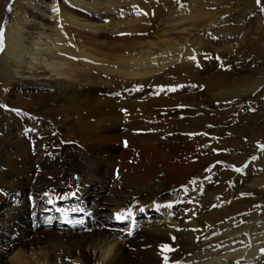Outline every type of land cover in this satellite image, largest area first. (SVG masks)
Returning <instances> with one entry per match:
<instances>
[{
    "label": "bare ground",
    "instance_id": "obj_1",
    "mask_svg": "<svg viewBox=\"0 0 264 264\" xmlns=\"http://www.w3.org/2000/svg\"><path fill=\"white\" fill-rule=\"evenodd\" d=\"M153 1L155 0H141L142 6H139L143 9L146 2ZM178 1L165 0L166 5L156 11L153 6L148 8L147 13L150 18L128 16L134 13V0H65L70 4V9L61 6L60 3H43L44 0L14 1L10 17L5 18L8 21L5 28L6 50L0 55V82L6 88L19 83L27 84L31 88L39 87V90L48 89L56 92L55 95H39L36 101L30 103L33 104L31 107L34 110L30 113L35 116L45 113L44 117L61 129L49 131L50 137L66 131L74 142L73 148L66 151L63 161L42 163L45 169L40 165L39 170L30 168V174L28 173L30 177L27 181L32 185L29 187L26 185V189L29 188L30 191L40 194L48 192L53 196L62 195L70 189L79 190L78 195L62 203L63 209L71 206H74L75 210L79 209L84 206V202H90L87 186L99 180H103L105 184L107 179H100L103 172L110 174V167L122 165L121 157L113 153L112 134L121 126L140 127L139 123L143 121L149 119L153 121L152 110L155 108L169 103L171 107L175 105L172 101L157 99L136 103L119 102L118 98H108V96L96 99L89 96L97 92L108 94L116 91L120 95L132 94L133 91H137L138 86L143 85L138 83L139 81L165 75L172 67L178 66L177 70L186 69L182 67L194 63L187 57L190 55L199 57L204 46L201 34L206 35L227 23L221 18L222 16H216L220 15L219 10L216 13H208L205 7L213 4L220 9L223 2L222 0H180V6L188 7L177 10L180 7ZM243 1L247 6L250 4L255 6L254 0ZM152 13H155L154 18H151ZM3 19L0 17V27ZM205 24L207 25L203 33H194L198 27H204ZM153 30L154 32H151ZM117 33L129 34L125 43L116 44L111 41ZM195 49L198 50L197 53H194ZM72 56L83 59L72 60L69 58ZM259 76L255 77L246 88L235 87L231 93L218 91L219 87L208 90L209 97L212 100L216 98L214 101L221 103L236 97L244 99L246 95H252L253 91H257L260 87L264 88V78ZM127 89L132 91H126ZM148 90L151 89L145 87L143 94L148 95ZM261 94L264 96V92ZM7 103L11 109L21 108L29 112L27 107L17 105L18 102L13 98ZM259 107L261 110L255 119L252 122L250 119L247 120L246 124L249 127L258 124L260 116L264 115V104ZM227 108H222L225 110L217 114L224 121L222 137L228 139H224L221 142L222 147L216 149L227 150L229 161H236V165L240 166L247 161V159L242 161V157L248 154L242 145L245 136L244 133L237 136L240 120L237 122V127L231 128L230 125L235 123L237 110ZM106 109L109 111L105 112ZM122 109L127 111L122 112ZM84 111H86L85 115H83ZM125 113L130 115L129 119L123 117ZM176 114L170 111L168 116L171 117L166 119L171 129L169 134L173 135L169 139L171 147L168 152H172L180 163L172 165L163 160L166 159L165 153L157 150V156L150 168L153 176L162 174L169 183L193 179L205 164L198 168L196 166V168H187L189 166L186 163L195 156L204 154L208 162L217 160L214 153L216 150L214 147L217 145L206 138L208 135L194 137L187 135L189 133L216 135L204 127V124L209 123L206 122L207 120L216 116L202 110L197 111L190 118ZM25 123H29L25 116L0 109V133L5 135V138H0V148L6 150L11 149V145L14 146V155H8L9 160L0 156V164L6 161L13 169V164L18 163H14L15 158L19 157L18 154H22L26 145L14 133L11 137L7 134L11 128H22ZM157 123L158 121L154 122ZM176 133L177 136L174 135ZM154 140L157 141L158 137ZM42 145L43 143L39 142L37 151L40 152L39 148ZM159 152L163 154L162 158L158 156ZM28 153L25 149L23 154L26 156ZM259 155L260 153L257 156ZM77 174L79 181L74 182L72 178ZM244 175L243 177L238 175L235 179L231 177L230 172H225L220 176L217 175L219 176L217 180H215L217 176L214 175H211L210 180L205 179L204 176L197 191L190 196L194 201V207H190L189 212L184 211L177 216L179 221L167 220L161 223L162 225L153 229H144L137 235H125L126 231H123L119 235L121 238L116 239L97 236L91 238L93 233L91 237L87 235L90 238L84 237L85 239L81 240L77 239L79 236L71 235V239L68 240L73 242L77 250L71 248L72 245L67 251V257L62 259L48 254L46 257H41L39 264H64L66 260H69L70 264H163L162 256L169 255L159 251L163 243H169L176 249L170 254V258L180 261V264H264V256L261 254V249H264V159L252 162L250 170ZM149 177L147 180H135L134 183L141 182L139 185L144 186L151 181L152 178ZM241 181L243 185H240ZM232 184L233 188L230 189ZM114 186L111 189L113 193L122 191L120 185L115 188L116 191ZM105 189L106 187H102L101 184L97 186L95 196ZM81 195L84 197L83 201ZM221 203H228L229 206H222ZM213 205H216V209H213ZM98 206L102 213L109 210L112 211L110 215L113 216L115 212L128 209L129 203L123 202L116 208L102 203ZM246 211H251L249 212L251 215L241 216ZM31 213L33 215H22L24 224L28 226L34 221H39L37 217L34 218L36 212L31 211ZM98 214L100 217L103 216L101 213ZM193 214H197L198 218L192 219L189 224L185 223L184 220L191 219ZM181 215L183 218L180 220ZM246 221L247 224L243 225ZM205 227H208V230ZM173 236L176 237L174 241L171 240Z\"/></svg>",
    "mask_w": 264,
    "mask_h": 264
},
{
    "label": "rangeland",
    "instance_id": "obj_2",
    "mask_svg": "<svg viewBox=\"0 0 264 264\" xmlns=\"http://www.w3.org/2000/svg\"><path fill=\"white\" fill-rule=\"evenodd\" d=\"M14 1L15 0H0V17L4 18L2 20L1 27H3L4 29L6 28L8 23L7 19L5 18L10 17ZM140 2L141 0H134V13H131L128 16L133 15L137 16L138 18H150L149 15L145 16L142 13L148 12V8H151L152 6L156 11L159 8H162L163 5L165 6L167 3L165 2V0H155L151 3L146 2V6L141 9L140 6H142V4H140ZM178 2L177 3L180 6L181 1L179 0ZM222 2L223 6L220 9H217L213 4H209L207 5V7H205V11H208V13H216L219 10L220 15L217 14L216 16H222L221 18H224L226 20L225 22H227L226 25H224L222 28L210 31V33H207L208 35H205L203 33V30L204 28H206L207 24H205L204 27H198V30L194 32L197 34L203 33L201 34V36L203 37L204 46H206H203L202 50L200 51L197 62L188 63L182 67L186 69L177 70L178 66L172 67V69L167 71V74L165 75L156 76L154 77V79L149 78L139 81L138 83L143 84V86L145 85L143 89L139 92L133 91L132 94L125 93L127 94L126 96L125 94L116 95V93H118L117 91L108 94L97 92L93 96H89L95 99L105 98L106 96H108V98H118L119 102L131 101L136 103H141L148 99H157L160 101L166 100L167 102L172 101V103L175 105H172L171 107L169 103L165 106L155 108L152 110L154 119L153 121L150 119L143 121L144 123H139L140 127H133V125L131 127L121 126L119 129H117L116 133L112 134L113 139H111V144L114 148L113 153L121 157L122 165L120 167L113 165L109 169L110 174H106L105 172H103L104 174H102L101 177L99 176L100 179H107V182L105 184L103 183V180H99L87 186V193L89 194L90 202H84V206H81L79 208V210L81 211H75L74 206L68 208L65 207L64 209L62 208L64 207L62 203L71 199L73 195H68L64 199H55L56 196L52 195L53 203L49 204V197H45V195L40 194V192H32L29 190V188H25L26 185H28V187L32 185L27 181V179H29L30 177V168L39 170L40 165L43 167V169H45L42 163L58 161L61 162L63 161L64 156L66 155V151H68L69 148H73L74 146V142L68 136V133H66V131H62V134L57 133L54 134L55 136L50 137L51 133L49 131L52 132L61 129H58V127L52 121L44 117L45 113H41L37 116H35L33 113H30L34 112L31 107L33 106V104L30 105V103L36 101V99L39 98V95H55L56 92H52L48 89L39 90V87L31 88L28 87L27 84L19 83H14L10 87L6 88L5 86H3L2 82H0V105H8V100L10 98H13L18 102L17 105H23L29 110L28 112L20 108L18 110H21V113H19L2 109L3 111H6L8 113L25 116L28 119L29 123H25L22 128L13 127L9 130L7 134L11 137L14 133L15 135H17V138L23 141L26 145L23 148L22 154H18L19 157L15 158L14 163H18L13 164V169L9 166L8 162L6 161L0 164V173L4 172L3 174H0V204L3 203L5 205L4 209H0V264H15V262L16 264H39L41 261L40 259L46 257L48 254L63 259V257L68 256L67 251L73 245V242L69 241L71 239L70 237L72 236H79V238L77 237V239L82 240L84 237L87 239L90 238L91 235L94 233L91 238H94V236L96 238L97 236L103 238L106 237V239L108 237L116 239L117 237L115 236L120 235L121 233L114 232L119 231L115 230V228L112 227L114 226V223H112L110 228L108 227L109 222L115 220L113 218L116 212L112 214L113 216L110 215L112 211L109 210H105V212L102 213L99 210V203H102L104 205L106 204L111 208H116L117 205H120L123 202H128L129 207H136L147 204V208H151L154 207L155 204H164V202L166 201L168 203H173L185 198L186 195L181 191L182 186H187L189 188V191L192 193L191 195H193V193L196 192H193L191 190L194 187L191 184V181L193 179H197L201 182L204 176H220L221 173L225 172H230L232 174L231 177L235 179H237L238 175L240 177L245 176L244 174H237L230 170V166L236 165V161H229V154L228 151L225 149H220L221 151L219 154L214 151L215 156L217 157V160L215 162L222 161L224 162V164L217 165L211 173H206L204 168L210 166L211 164L213 165L215 162H208V158L204 156V154H200L198 157L195 156L190 159V161L186 163L189 166L187 167L186 165L187 168H198L203 163L205 164L200 168L198 173L193 176V179H191L190 181L188 180L189 182L178 180L174 183H169L166 177L162 176V174L161 176H159L160 174H158L157 176H153L150 173V168L153 164V160L155 159V156H157V150L165 153L166 159L163 158V160L171 163L172 165H177L178 162L180 163V161H177L175 155L172 152H168L169 147H171L169 139L173 136L172 133L169 134V130L171 129H169L168 123L166 121L168 117H171L168 116L170 111L177 113L176 115H183L187 118L192 117V115H194L197 111L200 110L210 112L213 116L215 115L216 117H213L206 121L209 123L207 125L204 124V127L207 130L216 134H208V136L206 137L208 140L214 141V143L217 145V147H214V149H216L222 147L221 142L224 139H228L222 137V131H224V124L222 123H224V121H222L223 118L220 119L217 113H221V110H225L222 108L226 107H228V110H237L235 115L236 120H234L235 123L230 126L233 129L237 127V122L239 120L241 121L238 124V128L240 127V129L238 131L237 136L242 135L244 133L245 137L243 139L244 141L242 140V145L244 148H246L245 150H247L248 154L242 157V161H245L247 159V163H250L251 157L253 155L259 154L256 145L258 143H264V115L260 116L258 124H255L254 126L250 127L248 126V124H246L248 119H250L251 122L255 119V116L259 113V110H261L259 106H261V104H264V96L263 94H261L264 92L263 86L260 87L257 91H253L252 95L250 94L251 96L246 95L244 99L241 97H236L232 100L223 101L222 103L221 101H214L216 98H214L213 100L210 99L208 94L211 89L216 87H222L223 89H225L223 90L222 88H218V91L231 93L235 87L242 86L246 88V86L251 84L254 81V78L259 75V77L264 78V11L261 10V8H264V0H262L260 6L256 5L255 0V6H252L251 4L250 6H247L243 0H222ZM43 3H60L61 6L68 7V9H70V4L65 2V0H44ZM66 4L68 6H66ZM9 7H11V11H8ZM180 7L177 8V10L182 8L184 9V7L188 6L181 5ZM127 10L128 9H126V11ZM137 11L138 13H136ZM154 16L155 13H152L151 18H154ZM189 16L190 15H187V17ZM50 25L53 27L52 24ZM151 32H154V30ZM128 37V35H114L111 41L116 44H121L125 43ZM197 51L198 50L195 49L194 53H197ZM227 52L230 54H228ZM205 54L207 55V58ZM216 57H219L220 60L217 61ZM210 69L212 70L210 71ZM192 85H196V87H192ZM159 86H164L165 88L176 86L177 91H161V95L158 96L157 94H154V92L155 89H157ZM145 87L151 89L147 91L148 95H144L145 93L142 92ZM34 95L37 97H34ZM219 107L222 108L217 110V108ZM108 109H106L105 112H108ZM252 109H255V111H252ZM85 113L86 111L83 112V115H85ZM123 117L129 119L130 115L129 117H127L123 114ZM156 121H158V123L154 124V122ZM209 125L211 127H209ZM29 128L37 129V131L26 132L25 129ZM157 128H159V130H157ZM172 129H174V127H172ZM138 131H144L146 133H134ZM174 135L177 136L178 134L176 133ZM115 136L116 138H114ZM3 137L5 138V135L0 133V138ZM156 137H158L157 141L154 140V138ZM216 137H218V139ZM251 138H254V140ZM125 141L129 142V144H127V147L124 146ZM39 142L43 143L42 147L44 146L43 148L40 146V152L37 151V147H39ZM25 149L29 152L28 154H26V156L23 154ZM13 150L14 146L12 145L11 149L9 148L6 150H2L0 148V156H2L4 159L6 158L7 160H9V156L14 155ZM62 152L64 155L62 154ZM159 155L162 158L163 154L161 152H159L158 156ZM116 173L117 175H120L119 179L117 180L115 178ZM149 176L153 179H151V183H148L149 185L146 184L144 186H140L139 184L141 182L139 184H137L136 182L137 185L134 183L135 180H147ZM219 176H217L215 180H217ZM72 179L74 182L79 181V179L77 181L74 178ZM10 181L11 183H9ZM100 184L102 187L105 186L106 189L102 193H99V195L95 196L97 194L95 188ZM241 184L243 185L242 181L240 182V185ZM112 185H115L114 190L117 186L120 185L122 187V191H120V193H113L111 191V189L113 188ZM150 188L153 190H151ZM232 188L233 184L230 186V189ZM78 192L79 190L75 191L74 189H70L64 194L75 193V195H78ZM109 195L111 196L109 197ZM18 196H23L21 199H19L20 202L25 200V196H29L30 199L37 197V199H35L36 201L33 203L25 200L21 205L11 206L12 198H16ZM9 197H11L10 201L6 200V198ZM83 198V195H81L82 201L84 200ZM221 205L227 207L229 206L228 203H221ZM190 207H194V205L190 204L189 206H187V211L191 209ZM60 208L63 211H60ZM83 208V215L80 216ZM186 209H183L181 213L186 211ZM213 209H216V207H213ZM31 211L36 212L34 214V218L37 217L39 221L36 222L37 224H34L33 222L30 226H28L27 224H24V221L22 220V215H33ZM249 212L251 211L243 212L241 216L251 215V213ZM98 213H101L103 216H98ZM163 213L165 214L164 217L161 218L159 216H156V220L152 221V219H150L148 223L140 224L135 220L132 221L138 225V228L133 231V235H137L144 229H153L155 226H160L162 225L161 223L166 222L167 220H170V222L174 219L175 222L179 221L178 217H173V214L170 213L169 209L164 208ZM169 213L171 219L169 218ZM68 217L71 220L78 219L85 221L86 227H81L82 225H79L81 228H79L78 231H62L58 229V224L66 228L65 221H68ZM132 222L130 225H132ZM187 224H189V222H187ZM244 224H247V221L244 222L243 225ZM87 227H92L93 231H88L87 229L89 228ZM120 227H122V229L124 228L123 226ZM205 228L206 230H208V227ZM129 230H131V226L129 227V229L124 231L127 232ZM43 231L44 233H42ZM126 232L125 235H127ZM99 233L101 234V236H99ZM102 233L104 236H102ZM87 235H89L90 237ZM45 236L47 238H45ZM73 247L74 245L71 248ZM64 264H70V261L66 260Z\"/></svg>",
    "mask_w": 264,
    "mask_h": 264
},
{
    "label": "snow or ice",
    "instance_id": "obj_3",
    "mask_svg": "<svg viewBox=\"0 0 264 264\" xmlns=\"http://www.w3.org/2000/svg\"><path fill=\"white\" fill-rule=\"evenodd\" d=\"M261 2L262 0H255V3L257 6H260L261 5ZM262 11H264V8H261ZM8 11H11V7L8 8ZM143 15L147 16L148 13L147 12H144L142 13ZM117 35L119 36H125V35H129L128 33H117ZM146 35V34H144ZM73 47H75L73 45ZM6 50V30L3 28V27H0V54L4 53ZM206 58H207V55L205 54ZM70 59L72 60H78V59H83V58H78L76 56H72V57H69ZM188 60L190 61H193V62H197L198 61V56L197 55H190L187 57ZM217 61L220 60L219 57H216ZM91 62V61H89ZM219 66V64H218ZM143 85H140L138 86V88L136 89L137 91H140L143 89ZM180 87H183V86H180ZM192 87H196V85H192ZM126 91H132L131 89H127ZM160 91H170V92H175L177 91V87L176 86H172V87H167L165 88L164 86H159L157 89H155V92L154 94H158ZM116 95H120V93H116ZM183 107V106H181ZM0 109H7L9 111H12V112H19L20 110L18 109H11L9 106L7 105H0ZM122 112H126L127 110L126 109H122L121 110ZM252 111H255V109H252ZM27 115V114H25ZM209 127H211L209 125ZM26 132H35L37 131V129H32V128H29V129H25ZM189 136H197V135H204V136H207L208 133H189L187 134ZM124 146L127 147V142L125 141L124 142ZM47 147V146H45ZM256 148L258 149L260 155L257 156V155H253L251 157V162L255 163L257 162L258 160L260 159H264V143H258L256 145ZM217 152V154L220 153V149H216L214 150ZM224 164V162L222 161H217L215 162L211 167L209 168H206L205 169V172L206 173H211L213 171V169L217 166V165H222ZM230 170L233 171L234 173H237V174H245L247 171L250 170V164L249 163H244L243 165H240V166H237V165H231L230 166ZM205 179H211L210 176H206ZM191 184L194 186L191 190L193 192L197 191V188L200 184V181H198L197 179H193L191 181ZM181 191L187 195L189 193V188L187 186H182L181 188ZM45 197H49L48 199V203L49 204H52L53 203V198H52V195L48 192H45L44 193ZM68 195H75V193H69V194H62V195H59V196H56L55 199H64L66 198V196ZM247 194H245L246 196ZM194 201L192 199H189L187 201H184V200H180V201H176L177 204L179 203H193ZM175 205L173 203H167V204H156L155 205V209L156 211H159L161 208H166V209H171L173 208ZM213 207H216V205H213ZM255 207H262L261 205H255ZM138 211H145V209H142V208H137ZM60 211H63V210H60ZM75 211H81L79 209L75 210ZM133 211L131 209H125L124 211L122 212H119V213H116L114 214V219L119 222V223H125V222H128V221H131L132 220V216H133ZM66 223H72V224H76V225H82L84 223L83 220H68V221H65ZM138 228V225L135 223V222H132V225H131V230L127 231L126 234L127 235H132L133 234V230H136ZM88 231H91V229H87ZM193 231H196V229H193ZM176 237H171V240H175ZM159 251L161 253H168L169 255H163L162 256V262L163 264H180V261H176V260H173L170 258V254L174 251H176V249H174L171 244L169 243H163L162 245H160L159 247ZM261 254L262 256H264V249H261Z\"/></svg>",
    "mask_w": 264,
    "mask_h": 264
}]
</instances>
